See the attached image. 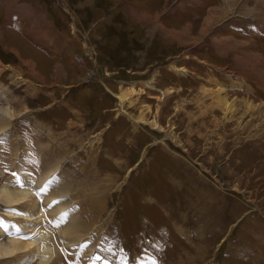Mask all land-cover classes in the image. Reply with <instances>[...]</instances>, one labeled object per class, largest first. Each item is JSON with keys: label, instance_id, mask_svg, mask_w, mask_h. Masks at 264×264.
Masks as SVG:
<instances>
[{"label": "rangeland", "instance_id": "374dc122", "mask_svg": "<svg viewBox=\"0 0 264 264\" xmlns=\"http://www.w3.org/2000/svg\"><path fill=\"white\" fill-rule=\"evenodd\" d=\"M234 1L0 0V188L43 214L22 243L47 233L61 264H264V5Z\"/></svg>", "mask_w": 264, "mask_h": 264}, {"label": "bare ground", "instance_id": "6f19581e", "mask_svg": "<svg viewBox=\"0 0 264 264\" xmlns=\"http://www.w3.org/2000/svg\"><path fill=\"white\" fill-rule=\"evenodd\" d=\"M224 2H227L226 3L227 8L230 5L235 3L234 0H224ZM260 3L262 5H264V0H260ZM169 68L172 71H174L175 73H184L181 69H178V70L175 69L173 65L170 66ZM153 80L154 79L151 78L149 82H145L144 88H147L149 90H154L153 84H152ZM129 86H130V88H128L129 91L127 93H123L120 96H118L120 103H123L124 101H129L130 97L133 94H138V91L142 92V90H140V89L139 90L137 89L138 91H136L134 89V86H135L134 83H131ZM169 91L170 90H166L163 92L160 91V95L166 96L169 93ZM119 111L121 114L126 115V113L122 109V107H120ZM20 115H22V114H20ZM1 116H5V113H2ZM126 116H128V115H126ZM128 117H129V119H132L130 116H128ZM10 119L11 118L0 117V130H3V129L8 127V125L10 124ZM134 122L135 123L141 122L142 124L146 123L145 120L143 119V117H140L139 120L136 119ZM155 125H156V123L153 122V126H155ZM97 140L99 141L100 139H97ZM17 189H11V187H9V185L3 186L0 188V203H2V205L6 206V210L4 209L5 210V213H4L5 216L6 217L9 216L10 220L9 219L8 220L10 222L12 221L15 224H17L18 226H20V228L15 227L13 229L9 228L8 230L5 228V226L0 227V239H1V242H0V260L10 261L12 259H15L16 261L20 262V263L18 262L16 264H23L24 258H31V259L38 258L39 259L38 264H61V257H58V256L55 257L53 254V249L50 247V239L48 238L49 235L47 233H45L41 230H39V231L33 230L31 232V235H33V236L28 237L26 243H25V241H24V243H22L21 240L17 238L18 236H20L19 234H21V233H19V231L24 230V228H26L28 224L33 225L35 223H38V220L43 219V214L41 213L40 210L38 211V208H36L37 207L36 202L34 200L32 202H30L31 197L29 196L28 192H25V191L21 192V191H18ZM32 190H34V189H32ZM29 192H31V191L29 190ZM27 201L29 203H31V207H30L31 212H30V214L21 213L20 210H18V208L16 207V205L19 206L20 205L19 203H23V202H27ZM52 212H53V210H52ZM33 220L35 222H33ZM26 231H28V230L26 229ZM81 231H82V229H81ZM68 232L70 233V232H72V230L69 229L67 231V233ZM25 236H28V235H25ZM70 236H72V235H70ZM80 237H81L80 235L77 236V239L79 240ZM32 239H34V240H32ZM8 261L6 264H10ZM71 261H73V260H71Z\"/></svg>", "mask_w": 264, "mask_h": 264}, {"label": "crops", "instance_id": "0c3cea01", "mask_svg": "<svg viewBox=\"0 0 264 264\" xmlns=\"http://www.w3.org/2000/svg\"><path fill=\"white\" fill-rule=\"evenodd\" d=\"M19 10H21V9H19ZM25 13L24 14H17L16 16H15V18L17 19V21L20 23V24H22V23H24L25 24V26L22 28V30H21V32H20V34H18L19 35V37L21 38V39H23V41H24V38H27V40L28 41H30L31 40V38H37V35L36 34H33L32 33V31L30 30V28H27L28 27V24L30 23V18H28L30 15H29V13L28 12H26V11H24ZM40 18V17H39ZM32 24V23H31ZM27 34H26V33ZM38 34V33H37ZM23 35V36H22ZM38 36H40L39 34H38ZM30 37V38H29ZM40 38H42V35L40 36ZM30 39V40H29ZM43 40H44V38H43ZM25 42V41H24ZM26 43V42H25ZM30 62V61H29ZM28 66H32V64H31V62H30V64H28Z\"/></svg>", "mask_w": 264, "mask_h": 264}, {"label": "snow or ice", "instance_id": "6c2138e0", "mask_svg": "<svg viewBox=\"0 0 264 264\" xmlns=\"http://www.w3.org/2000/svg\"><path fill=\"white\" fill-rule=\"evenodd\" d=\"M153 264H155V262H153Z\"/></svg>", "mask_w": 264, "mask_h": 264}]
</instances>
